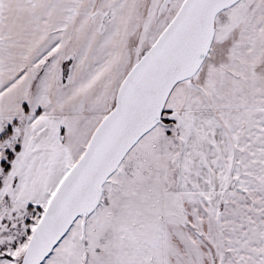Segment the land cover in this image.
I'll use <instances>...</instances> for the list:
<instances>
[{"label": "snow or ice", "instance_id": "1", "mask_svg": "<svg viewBox=\"0 0 264 264\" xmlns=\"http://www.w3.org/2000/svg\"><path fill=\"white\" fill-rule=\"evenodd\" d=\"M0 264H264V0H0Z\"/></svg>", "mask_w": 264, "mask_h": 264}]
</instances>
